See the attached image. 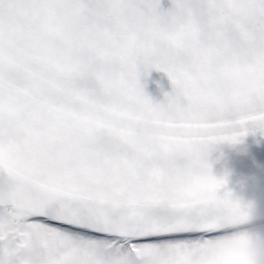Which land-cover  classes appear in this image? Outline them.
<instances>
[{
	"label": "snow or ice",
	"instance_id": "snow-or-ice-1",
	"mask_svg": "<svg viewBox=\"0 0 264 264\" xmlns=\"http://www.w3.org/2000/svg\"><path fill=\"white\" fill-rule=\"evenodd\" d=\"M167 3L0 0V264H231L264 235L219 218L209 161L264 137V0Z\"/></svg>",
	"mask_w": 264,
	"mask_h": 264
},
{
	"label": "clouds",
	"instance_id": "clouds-1",
	"mask_svg": "<svg viewBox=\"0 0 264 264\" xmlns=\"http://www.w3.org/2000/svg\"><path fill=\"white\" fill-rule=\"evenodd\" d=\"M158 131L144 128L138 132L141 138L158 135ZM215 211L221 220L236 219L240 224H251L261 219L257 212V204L254 200H246L243 197H234L230 204L218 206ZM226 259L231 264H264V235L260 238L244 239L240 237L235 245V251Z\"/></svg>",
	"mask_w": 264,
	"mask_h": 264
},
{
	"label": "rangeland",
	"instance_id": "rangeland-1",
	"mask_svg": "<svg viewBox=\"0 0 264 264\" xmlns=\"http://www.w3.org/2000/svg\"><path fill=\"white\" fill-rule=\"evenodd\" d=\"M141 83L144 84V91L145 93L155 102H159L164 93L171 91L170 83L167 77L160 72L152 71L148 74L147 79H141ZM263 138L260 133H255L250 136V139L260 140ZM251 149L247 153H251L244 158V161H240L241 165H247L253 161H260V163H264V142L263 143H256L253 145ZM244 150V149H243ZM246 153V154H247ZM242 154V153H239ZM245 154V155H246ZM244 156V154H243ZM246 162V163H241ZM236 166V167H238ZM235 167H227V169H234ZM261 234H264V225L260 226Z\"/></svg>",
	"mask_w": 264,
	"mask_h": 264
},
{
	"label": "water",
	"instance_id": "water-1",
	"mask_svg": "<svg viewBox=\"0 0 264 264\" xmlns=\"http://www.w3.org/2000/svg\"><path fill=\"white\" fill-rule=\"evenodd\" d=\"M226 190L230 191L234 197H243L246 200L256 201L257 212L264 218V170L244 180L227 185ZM255 223L261 225L264 220Z\"/></svg>",
	"mask_w": 264,
	"mask_h": 264
},
{
	"label": "bare ground",
	"instance_id": "bare-ground-1",
	"mask_svg": "<svg viewBox=\"0 0 264 264\" xmlns=\"http://www.w3.org/2000/svg\"><path fill=\"white\" fill-rule=\"evenodd\" d=\"M225 144H219L216 146L210 154L219 153L222 151H225ZM264 170V163H260V161H253L251 163H248L247 165H241L238 167H235L234 169H214L211 168V172L213 176L221 177L226 176L227 183L226 186L229 184H233L236 182H239L241 180H244L245 178L250 177L251 175Z\"/></svg>",
	"mask_w": 264,
	"mask_h": 264
},
{
	"label": "flooded vegetation",
	"instance_id": "flooded-vegetation-1",
	"mask_svg": "<svg viewBox=\"0 0 264 264\" xmlns=\"http://www.w3.org/2000/svg\"><path fill=\"white\" fill-rule=\"evenodd\" d=\"M162 7H168L167 0H162Z\"/></svg>",
	"mask_w": 264,
	"mask_h": 264
}]
</instances>
